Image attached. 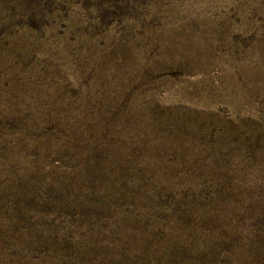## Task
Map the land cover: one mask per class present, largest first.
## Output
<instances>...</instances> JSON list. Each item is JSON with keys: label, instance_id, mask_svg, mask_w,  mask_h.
I'll return each mask as SVG.
<instances>
[{"label": "rangeland", "instance_id": "374dc122", "mask_svg": "<svg viewBox=\"0 0 264 264\" xmlns=\"http://www.w3.org/2000/svg\"><path fill=\"white\" fill-rule=\"evenodd\" d=\"M0 264H264V0H0Z\"/></svg>", "mask_w": 264, "mask_h": 264}]
</instances>
